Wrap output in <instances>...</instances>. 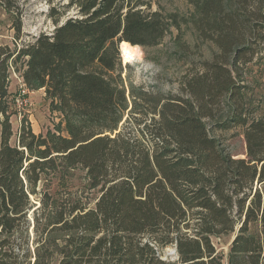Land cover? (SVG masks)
<instances>
[{"label":"trees","instance_id":"16d2710c","mask_svg":"<svg viewBox=\"0 0 264 264\" xmlns=\"http://www.w3.org/2000/svg\"><path fill=\"white\" fill-rule=\"evenodd\" d=\"M149 1L70 0L51 9L52 32L0 45V264H224L213 238L225 236L228 264H263L264 116L248 107L240 67L255 55L251 39L264 40V0H189L198 37L218 52L185 75L180 94L122 77L123 42L154 47L181 27L176 14L146 11ZM0 7L21 39L18 0ZM13 72L45 90L66 135L23 122L12 144ZM206 120L241 128L245 157ZM77 168L98 192L94 206L38 191Z\"/></svg>","mask_w":264,"mask_h":264},{"label":"rangeland","instance_id":"374dc122","mask_svg":"<svg viewBox=\"0 0 264 264\" xmlns=\"http://www.w3.org/2000/svg\"><path fill=\"white\" fill-rule=\"evenodd\" d=\"M69 1L54 0L51 3L49 0H18L23 23L21 39L15 37L12 18L0 7V45H9L14 48L15 45L33 41L41 33L52 32L55 23L50 17L51 9L62 8ZM146 11H159L167 16L176 14L181 18V27L177 29L172 26L157 46L137 45L140 52L134 57L127 56L121 49L122 77L126 86L133 83L147 89L180 94L181 82L185 75L199 69L202 61L212 58L218 52V48L212 41H205L198 37L191 21L196 10L189 0H150ZM75 14V10H69L62 17V21ZM251 40H254L252 45L255 55L250 63L241 65L242 81L240 83L245 86L246 102L250 111H254L255 116L260 117L264 116V40L258 41L255 36ZM181 42L185 44L184 47ZM25 89L27 90L20 74L13 72L10 84L11 121L14 130L12 144L17 143L23 122L31 126L37 135H45L49 130L60 131L66 135L63 117L59 112L51 110L45 90L28 89L27 93H23ZM20 99H27V101L21 104ZM206 122L210 134L218 138L229 153L237 158L245 157L246 142L241 128L235 127L224 131L219 130L213 121L206 120ZM38 191L49 192L58 198H79L84 203H90L91 207L94 206V198L98 194L97 190L90 188L86 170L82 168L73 169L64 177L59 174L46 176L38 186ZM132 203L128 206L129 212L132 210ZM133 207L138 211L139 202L136 201ZM233 238L234 236L213 238L217 250L225 256L224 264H228V253ZM164 256L171 260L176 259V247L167 246Z\"/></svg>","mask_w":264,"mask_h":264},{"label":"bare ground","instance_id":"6f19581e","mask_svg":"<svg viewBox=\"0 0 264 264\" xmlns=\"http://www.w3.org/2000/svg\"><path fill=\"white\" fill-rule=\"evenodd\" d=\"M138 46L137 45H132L128 42H123L121 44V49L123 50L124 54L130 57L136 56L140 51H138Z\"/></svg>","mask_w":264,"mask_h":264},{"label":"built area","instance_id":"2783aa9c","mask_svg":"<svg viewBox=\"0 0 264 264\" xmlns=\"http://www.w3.org/2000/svg\"><path fill=\"white\" fill-rule=\"evenodd\" d=\"M25 85V84H24ZM26 87V86H25ZM27 88V87H26ZM27 90H28V88H27ZM27 90L25 89L24 91H23V93H27ZM27 101V99H20L19 100V102L21 103V104H24L25 102Z\"/></svg>","mask_w":264,"mask_h":264}]
</instances>
